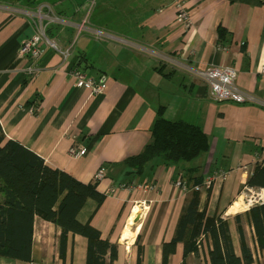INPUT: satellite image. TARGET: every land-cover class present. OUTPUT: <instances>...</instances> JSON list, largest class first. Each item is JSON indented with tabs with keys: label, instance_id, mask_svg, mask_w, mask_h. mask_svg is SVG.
I'll return each instance as SVG.
<instances>
[{
	"label": "crops",
	"instance_id": "1",
	"mask_svg": "<svg viewBox=\"0 0 264 264\" xmlns=\"http://www.w3.org/2000/svg\"><path fill=\"white\" fill-rule=\"evenodd\" d=\"M179 2L190 28L177 22ZM219 25L230 33L226 44L218 40ZM40 27L61 50L43 40L37 59L22 55L23 42ZM212 65L234 66L236 84L255 101H213L196 75ZM263 67L264 0H0L3 132L106 195L100 203L88 198L77 220L117 246L112 264H137L139 248L141 264H163V244L175 236L201 177L199 209L227 221L233 250L242 257L239 217L252 264H264L250 214L264 204L252 194L264 189L247 185L264 156ZM73 69L105 81V91L94 95L74 86ZM161 109L166 119L199 126L209 149L190 161L158 157L137 173L125 160L151 142ZM75 145L87 153L73 156ZM135 207L140 218L130 223ZM60 234L59 226L36 216L32 259L0 256V264H86L87 238L69 233L63 259ZM201 240L188 254L178 242L167 264H211L212 240Z\"/></svg>",
	"mask_w": 264,
	"mask_h": 264
},
{
	"label": "trees",
	"instance_id": "2",
	"mask_svg": "<svg viewBox=\"0 0 264 264\" xmlns=\"http://www.w3.org/2000/svg\"><path fill=\"white\" fill-rule=\"evenodd\" d=\"M229 31L218 26V40L229 42ZM209 149L208 135L197 125L163 117L162 109L152 128V140L136 155L125 160L128 168L142 172L155 158L166 162L190 161ZM193 171L195 169H192ZM204 177L196 179L199 184ZM179 219L175 236L163 244V264L175 251L178 242L184 243L185 254L198 251L203 236L210 237L211 264H252L253 255L246 245L240 218L242 257L233 250L228 223L225 219L210 217L199 209V192L193 189ZM250 187L264 189V162L259 163L247 181ZM95 183H84L70 173L51 167L45 160L24 145L7 139L0 123V256L30 261L33 249V231L36 216L51 221L61 228L59 251L65 258L68 234L87 238L86 264H112L117 257V246L101 237L91 223H81L77 214L88 198L99 203L105 199ZM259 244L264 248V204L250 208ZM109 254V261L106 255ZM139 248L138 263L141 264Z\"/></svg>",
	"mask_w": 264,
	"mask_h": 264
},
{
	"label": "built area",
	"instance_id": "3",
	"mask_svg": "<svg viewBox=\"0 0 264 264\" xmlns=\"http://www.w3.org/2000/svg\"><path fill=\"white\" fill-rule=\"evenodd\" d=\"M177 22L180 26L190 28L192 26V20L189 13L185 10L182 2L177 4ZM46 40L47 43L56 50H61L56 42L47 38L45 30L40 27L38 31L27 38L21 46V54L24 56H31L33 59H37L42 54V41ZM66 54L68 51L64 52ZM264 74V67L262 68ZM73 81V85L76 87H83L88 89L91 94L98 95L102 94L106 89V83L103 80H96L88 76L85 72L79 69H73L70 73ZM196 75L205 81L209 88V97L213 101H232L235 103H253L255 98L249 93L242 90L236 84L237 70L232 65L223 66H208L205 69H197ZM88 149L81 146H73L70 152L75 157H80L86 154ZM264 162V156L260 158V163ZM104 174V170H101L99 176ZM207 183L211 182V179L206 180ZM176 186L182 188L183 191H187L188 187L186 184L178 180ZM148 187V186H146ZM201 185H196L193 189L200 191ZM253 200L256 202L264 203V190L257 192L255 195L252 194Z\"/></svg>",
	"mask_w": 264,
	"mask_h": 264
},
{
	"label": "bare ground",
	"instance_id": "4",
	"mask_svg": "<svg viewBox=\"0 0 264 264\" xmlns=\"http://www.w3.org/2000/svg\"><path fill=\"white\" fill-rule=\"evenodd\" d=\"M238 206H239V204H237V207ZM237 207L236 206H233L232 207V210L233 209L234 210L237 209ZM139 213H140L139 208L138 207H135L134 210H133V213H132L131 217L129 218V222L131 223L132 221H134L135 220L134 217H136ZM127 231H129V230H127Z\"/></svg>",
	"mask_w": 264,
	"mask_h": 264
},
{
	"label": "water",
	"instance_id": "5",
	"mask_svg": "<svg viewBox=\"0 0 264 264\" xmlns=\"http://www.w3.org/2000/svg\"><path fill=\"white\" fill-rule=\"evenodd\" d=\"M139 218H140V217H139V215H138V216L136 217L135 221H138V220H139Z\"/></svg>",
	"mask_w": 264,
	"mask_h": 264
}]
</instances>
